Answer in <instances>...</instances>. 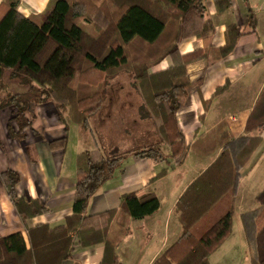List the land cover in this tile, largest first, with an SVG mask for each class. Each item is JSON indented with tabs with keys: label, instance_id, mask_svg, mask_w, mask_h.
<instances>
[{
	"label": "trees",
	"instance_id": "obj_1",
	"mask_svg": "<svg viewBox=\"0 0 264 264\" xmlns=\"http://www.w3.org/2000/svg\"><path fill=\"white\" fill-rule=\"evenodd\" d=\"M204 0H54L42 13L23 16L16 1L0 3V109L11 106L7 122L10 135L23 138L20 129L30 123L26 111L30 103L51 101L60 119L64 114L82 128L104 104L109 79L120 70L130 74L131 85L141 99L140 115L151 120L156 141L127 152L99 153L84 149L75 156V189L72 213L55 226L38 223L25 228L29 246L20 231L0 236V264H61L71 256L74 245L103 244L99 264H123L115 247L118 233L109 232L113 210L86 214L90 196L108 180L126 154L156 161L165 159L162 146L180 157L185 149L175 112L194 84L185 73V62L196 57L210 61L228 55L243 28H226V43L213 47L214 27L206 14ZM219 11L231 0H215ZM256 18L248 8L246 27L254 30ZM197 36L206 48L180 53L181 39ZM169 55L172 66L151 74L147 69ZM26 90L6 92L3 73ZM227 84L216 88L222 92ZM12 121L19 131L15 130ZM264 128V88L246 120L248 133L220 137V151L176 200L174 210L181 226L179 237L152 264H203L230 234L240 170L261 142ZM64 134L49 139L51 149H64ZM256 131V133H254ZM163 171L154 178L160 177ZM0 179L15 211L27 219L48 211L38 199L16 193L18 172L7 168ZM259 206L240 214L246 242L252 249L251 264H264V188L255 196ZM120 207L128 217L140 219L157 210V197H138L134 192L121 196ZM77 236L74 241L70 233Z\"/></svg>",
	"mask_w": 264,
	"mask_h": 264
},
{
	"label": "crops",
	"instance_id": "obj_2",
	"mask_svg": "<svg viewBox=\"0 0 264 264\" xmlns=\"http://www.w3.org/2000/svg\"><path fill=\"white\" fill-rule=\"evenodd\" d=\"M8 1L0 0V3ZM15 1L17 11L23 16L40 14L54 2ZM203 3L214 27L210 40L213 47L226 43L227 26L235 24L244 30L228 55L214 61L196 57L185 62L188 80L200 79V82L191 87L184 104L175 112L176 123L186 145L184 153L174 158L169 147L163 145L165 159L161 161L126 154L112 176L90 196L87 203L88 215L114 211L109 232L119 235L115 252L123 264H152L179 237L181 226L174 210L176 200L217 156L221 136L231 138L248 134L246 120L264 88V0H231V5L223 11L217 9L215 0H204ZM248 8L256 18L254 30L246 27ZM177 47L180 53H186L206 48V42L201 37L192 36L181 39ZM172 64V58L165 55L149 66L147 73L161 71ZM8 74L6 69L3 79L8 90L24 92V86L7 81ZM224 84H227L225 90L214 94L216 88ZM107 87L104 104L97 114L90 117L88 128L72 122L66 114L63 120L60 119L54 104L44 100L28 105L26 117L30 123L20 129L24 137L17 139L7 129L12 107L0 109V172L7 168L16 170L19 175L17 195L26 199L36 198L48 208L47 212L27 219L24 224L0 179V236L20 231L28 247L26 226L38 223L55 226L64 222L65 217L72 213L75 156L78 152L96 149L102 154L122 153L156 141L151 120L140 115L141 99L131 85V77L114 76L108 80ZM131 97L136 99L132 106L135 117L124 124L121 111L125 107L121 102ZM65 124L68 125L65 148L51 149L49 139L63 135ZM12 125L19 131L13 121ZM128 134L131 142L126 145L121 138ZM260 137L261 142L240 170L233 216L238 214L240 217L241 213L258 207L254 197L264 188V128ZM160 171L163 174L154 178ZM129 192L138 197L154 194L159 202L157 210L140 219L128 217L119 204L121 196ZM251 195L252 199L249 198ZM70 235L77 241L73 232ZM243 239L247 245L244 231ZM102 255V243L86 247L76 244L71 256L61 264H99Z\"/></svg>",
	"mask_w": 264,
	"mask_h": 264
},
{
	"label": "rangeland",
	"instance_id": "obj_3",
	"mask_svg": "<svg viewBox=\"0 0 264 264\" xmlns=\"http://www.w3.org/2000/svg\"><path fill=\"white\" fill-rule=\"evenodd\" d=\"M115 76L119 78H123L130 76V74L123 69L120 70V72H118L117 75ZM7 77H8L6 78L7 81H13L9 79V74ZM3 83L6 84L7 82L3 79ZM4 92L5 90H0V95L4 94ZM6 92L14 93L13 91L8 90L7 84H6ZM121 103L125 107V109L121 111V119L124 124H128L129 122H131V119L135 117L134 109L132 106H134V104L136 103V99L131 97L128 98L127 100L122 101ZM96 133L98 134L97 131ZM128 137H130V134H128V136L126 137H122L121 138L122 143L129 145L130 144L129 142L131 141ZM243 182H244V178L243 181L241 182V185H243ZM249 198L252 199V195L249 196ZM251 255H252V249L246 245L243 239V231H242L240 217L238 214H235L232 217V231L230 236L223 242V244L214 253H212L206 259V261L203 264H251L249 260V257Z\"/></svg>",
	"mask_w": 264,
	"mask_h": 264
}]
</instances>
